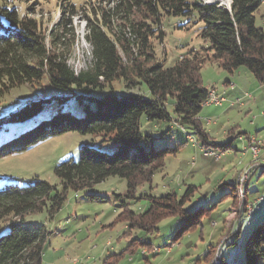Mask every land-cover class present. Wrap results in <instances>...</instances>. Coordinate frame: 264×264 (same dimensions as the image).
Listing matches in <instances>:
<instances>
[{
    "label": "trees",
    "instance_id": "1",
    "mask_svg": "<svg viewBox=\"0 0 264 264\" xmlns=\"http://www.w3.org/2000/svg\"><path fill=\"white\" fill-rule=\"evenodd\" d=\"M263 1L231 0L226 8L189 0H96L90 17L85 18L84 38L91 47L92 66L79 73L67 66L63 56L67 37H73L70 19L63 14L49 30L47 48L35 20L20 18L16 8L0 5V98L13 88L39 84L44 77L50 86L63 92L62 96L28 101L13 113L0 116V160L68 132L91 137L89 143L80 146L78 161L70 159L54 168L59 187L39 179H0V264H41L51 233L44 226L25 224L24 217L41 211L53 217L69 191L91 190L110 177L124 179L126 183L123 197L116 195L124 208L115 222L127 225L124 235L133 231L156 234L160 222L169 217L182 221L171 243L195 228L202 230V220L213 207L233 194L222 195L211 210L195 211L184 208L194 196L192 186L180 197L175 191L160 197L137 194L138 188L150 184L164 167L166 158L185 145L155 149L152 137L140 134V120L173 121L176 126L188 127L204 151H230L232 141L216 142L198 118L209 89H213L203 87L200 71L213 65L232 74L245 67L257 83L264 85V30L256 28L254 17ZM69 13L74 14L71 6ZM142 13L143 17L137 18ZM161 14H194L203 25L201 37L205 44L188 51L171 68L163 67V60L153 55L150 44V38L159 33L153 25L160 26ZM162 38L160 32L157 39ZM71 46L69 42L67 48ZM115 80H122L126 88L144 84L149 97L121 96L115 92L94 95ZM168 101L172 102V116L166 110ZM245 138L248 141L250 137ZM103 143L114 144L115 150L102 151ZM230 187L236 190L233 184ZM87 196L91 200L102 199L94 194ZM143 198L148 201L144 212L134 214L127 209L131 201ZM259 215L263 218L261 212ZM231 234L232 242L227 246L236 245L240 238V231ZM150 246L146 240L132 238L124 250L109 254L100 264H119L138 249ZM243 250L244 264H258L264 258V221L255 226ZM209 255L205 254L203 259Z\"/></svg>",
    "mask_w": 264,
    "mask_h": 264
},
{
    "label": "rangeland",
    "instance_id": "2",
    "mask_svg": "<svg viewBox=\"0 0 264 264\" xmlns=\"http://www.w3.org/2000/svg\"><path fill=\"white\" fill-rule=\"evenodd\" d=\"M230 1L189 0L190 3H217L226 8L229 7ZM96 4V0H0V5L16 8L20 18L36 21L47 48L50 47L49 30L63 14L65 19H70L73 37H67L63 56L67 66L74 73L87 71L92 66L91 47L84 38L85 18L90 17V10ZM70 6L73 15L69 13ZM263 13L264 1L254 14L256 28L264 30ZM141 17L143 13L137 15V18ZM155 27L159 33H163V38L157 39L159 33L155 32L150 38V44L154 50L153 55L158 60H163L164 68L173 67L188 51L205 44L201 37L203 25L197 21L194 14L162 15L160 26L153 25L154 29ZM69 42L72 43L70 49L67 48ZM136 54L137 52L134 53ZM122 61L124 63L126 61L123 56ZM200 79L204 88H213L209 89V92L215 89L224 92L226 100L229 98L227 94L225 95L227 87L223 86L224 80L234 82L237 94L233 98H240L243 105L245 104L244 109L239 108L238 104L236 107H229L227 103L218 108L204 106L199 114L204 125L205 119L218 121L220 127L224 125L225 133L221 129L220 136L216 137L215 141L226 143L231 140L232 149L228 152L204 151L196 142L195 147L190 144L186 147L183 145L175 155L166 158L164 167L153 176L150 184L141 185L137 194L160 197L175 191L180 197L189 186H192L194 196L184 205L189 211L199 208L210 209L222 195L231 193L233 196L224 197L222 203L210 209L208 217L202 220V230H198L199 227L195 228L184 233L177 242L171 243L172 238L179 232L178 228L182 222L174 217L162 220L156 234L144 235L143 232L133 231L125 235V239L123 238L121 234L128 231L127 225L115 221L124 208H121L120 201L116 198V195L123 197L125 194L124 179L110 177L96 184L91 190L85 189L77 193L69 191L61 209L53 217H49L46 211L30 213L24 217L25 224L44 226L51 233L43 248L41 264H71L74 258L84 264H100L101 260H98V257L105 250L106 241L111 240L113 245V250H108L105 254L108 255L120 250L119 247L122 245L124 247L127 244L126 240L139 237L149 242L151 246L138 249L133 256L124 258L119 264H212L214 262L222 264V261L224 264H244L243 245L250 238L255 226L264 221V118L260 116L264 112V85L257 83L245 67H240L230 74L209 65L200 71ZM110 92L121 96L149 97L144 84L126 88L122 80H115L99 92H94V95L101 97ZM244 93L250 94L251 98L243 97ZM62 95L63 92L50 86L47 78L44 77L39 84L19 86L5 93L0 98V116L13 113L28 101H41ZM166 110L172 116L171 101L166 103ZM234 128V132H231ZM140 134L152 137L155 149H161L175 148L181 143H188L187 138L188 135L192 136V131L188 127L174 125L173 121L149 122L141 118ZM224 134L226 136H221ZM245 135H249L248 141ZM93 138L97 142L100 141L98 137ZM90 139V136L79 135L76 132L46 138L24 152L1 159L0 179L15 178L20 181L39 179L59 187V181L53 174L54 168L70 159L78 161L80 146L89 143ZM251 139L258 150L256 158L253 157L250 148L248 150ZM101 150L112 153L115 145L103 143ZM215 155H220L221 159H215ZM16 183L21 184L18 181ZM225 183L229 185L226 186ZM233 183L236 190L229 192L228 187ZM88 194L97 195L102 199L91 200ZM233 200L234 204H232ZM147 207L148 201L143 198L131 201L127 209L129 208L134 214H140ZM260 209L263 218H258ZM249 210L252 213H250L251 217L247 216ZM240 219V238L236 241V245L227 246V243L232 242L230 239L233 232L230 231ZM239 228L237 224L235 232H238ZM117 234L120 235L116 236ZM217 250L219 257L222 258L221 262L216 258ZM207 253L210 254L209 258L204 260L203 257ZM258 264H264V258H261Z\"/></svg>",
    "mask_w": 264,
    "mask_h": 264
},
{
    "label": "crops",
    "instance_id": "3",
    "mask_svg": "<svg viewBox=\"0 0 264 264\" xmlns=\"http://www.w3.org/2000/svg\"><path fill=\"white\" fill-rule=\"evenodd\" d=\"M224 85L223 86H225V87H227V92H225V95L227 94V96H228V98H229V100L227 101L226 100V98H225V96H224V98H225V103H227V106H229V107H236V105L237 104H235V103H233L236 99H234L233 98V96L235 95V94H237V92H236V88L234 87L235 85V83L234 82H230L228 79H225L224 80ZM214 91V90H213ZM215 94H216V96L220 99V94L222 93L221 91H220V89L219 90H217L216 91V89H215ZM245 94V93H244ZM248 99H250V98H248ZM215 108H218V107H216V106H214ZM238 107L239 108H245V104L243 105V102L241 101L239 104H238ZM261 117H263L264 118V116H263V113H261V115H260ZM198 118H199V116H198ZM200 119V121H201V117L199 118ZM205 121V125L203 124V126L206 128V130H207V132L210 134V136L211 137H213L214 138V140H215V138L216 137H218V136H220V134H219V132H220V130L222 129V132L223 133H225L224 132V125H222V127H220V126H218V121H213V120H209V119H205L204 120ZM206 121H209V123H207ZM202 123V122H201ZM206 126H209V128L207 129V127ZM221 136H226V134H224V135H221ZM188 143H186L184 146L186 147V146H188L189 144L190 145H196V141H195V139L192 137V136H190V135H188ZM173 140H174V138H173ZM196 142V143H195ZM192 146V147H193ZM195 147V146H194ZM182 148V147H181ZM180 148V149H181ZM203 150V149H202ZM226 152H228V151H226ZM220 156V155H219ZM252 158V157H251ZM221 159V158H220ZM219 160V159H218ZM262 163V162H261ZM234 183H235V180H234ZM234 183H233V185H234ZM225 185L226 186H228L229 185V183H225ZM230 190H228L229 192H231V187H228ZM224 190H226V189H224ZM145 191V190H144ZM264 201V200H263ZM223 202V201H222ZM221 202V203H222ZM261 210L262 209H260V212H261ZM264 214V213H263ZM229 215H232L231 213H229ZM238 218V217H237ZM257 220L258 219H256V222H257ZM241 221V219L240 220H238V222L236 223V225H233V227H232V230L230 231V233L231 232H234L235 230L234 229H236V226H237V224L239 223ZM214 222V221H213ZM212 222V223H213ZM232 223V222H231ZM230 223V224H231ZM217 226V225H216ZM125 228H126V226H125ZM240 229H241V225H240ZM229 233V234H230ZM120 234H117L116 236H119ZM121 235H123V238L125 239V235L124 234H121ZM132 236V235H131ZM131 236H129V237H131ZM128 237V236H127ZM140 241H143L144 239H142L141 237H139L138 238ZM130 240L131 239H129V240H126V245L123 247V245L121 246V247H119V248H121L120 250H118V251H116V252H112V253H119V252H121L122 250H124L125 249V247L129 244V242H130ZM208 244H210V243H208ZM113 245H112V242H111V240H108V241H106V243H105V250H103L101 253H100V255H99V257H98V260H103L106 256H108L109 254H112V253H108V255H105L106 254V252H108V250H113V247H112ZM102 255V256H101ZM153 255H155V254H153ZM81 262H79V260H77V259H73V261L71 262V264H80ZM205 263V262H204ZM82 264H84V263H82ZM197 264V263H196ZM205 264H208V263H205Z\"/></svg>",
    "mask_w": 264,
    "mask_h": 264
},
{
    "label": "built area",
    "instance_id": "4",
    "mask_svg": "<svg viewBox=\"0 0 264 264\" xmlns=\"http://www.w3.org/2000/svg\"><path fill=\"white\" fill-rule=\"evenodd\" d=\"M243 97H245V98H251V95L245 93V94L243 95ZM240 102H241V99H240V98H237L233 103H235V104H239ZM224 103H225L224 92H222V93L220 94V100H213V102H212L211 104H209V106L220 107V106H221L222 104H224ZM263 116H264V112H263ZM206 122L209 123V121H206ZM248 148H251V152H252V154H253V157L256 158L257 153H258V150H257V148H256V145H254V144L252 143V139H251L250 142H249ZM218 156H219V155H215V159H216ZM242 182H244V181H242ZM250 213H251V210H249V211L247 212V216H250ZM80 264H82V263H80Z\"/></svg>",
    "mask_w": 264,
    "mask_h": 264
},
{
    "label": "bare ground",
    "instance_id": "5",
    "mask_svg": "<svg viewBox=\"0 0 264 264\" xmlns=\"http://www.w3.org/2000/svg\"><path fill=\"white\" fill-rule=\"evenodd\" d=\"M213 100H220L217 96H216V94H215V92L212 90V91H210L209 93H208V96H207V98H206V100L203 102V106H209V104H211L212 102H213ZM253 143V142H252ZM250 150H251V148H250ZM218 158H220V156H218L216 159H218ZM242 184V183H241ZM214 262V261H213ZM212 264H220V263H218V262H214V263H212Z\"/></svg>",
    "mask_w": 264,
    "mask_h": 264
},
{
    "label": "water",
    "instance_id": "6",
    "mask_svg": "<svg viewBox=\"0 0 264 264\" xmlns=\"http://www.w3.org/2000/svg\"><path fill=\"white\" fill-rule=\"evenodd\" d=\"M230 3H231V1H230ZM229 7H230V5H229ZM228 7V8H229ZM240 223V222H239ZM239 225V224H238ZM239 227H240V225H239ZM240 231V228L238 229V232ZM216 258L218 259V261H220L221 262V259H220V257H219V250H217V252H216Z\"/></svg>",
    "mask_w": 264,
    "mask_h": 264
}]
</instances>
